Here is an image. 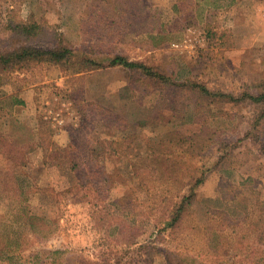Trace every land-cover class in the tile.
Wrapping results in <instances>:
<instances>
[{
	"label": "rangeland",
	"instance_id": "obj_1",
	"mask_svg": "<svg viewBox=\"0 0 264 264\" xmlns=\"http://www.w3.org/2000/svg\"><path fill=\"white\" fill-rule=\"evenodd\" d=\"M60 45L0 67V264H264V0H0V51Z\"/></svg>",
	"mask_w": 264,
	"mask_h": 264
},
{
	"label": "trees",
	"instance_id": "obj_2",
	"mask_svg": "<svg viewBox=\"0 0 264 264\" xmlns=\"http://www.w3.org/2000/svg\"><path fill=\"white\" fill-rule=\"evenodd\" d=\"M21 28H24V27L21 26ZM70 54H71V49L64 47L62 45H60L57 48H50V49H40V48L32 47V46H19L12 50L0 51V67L2 69L18 68V67L24 66L25 62H30L31 60L38 61L42 59H50V60H55V61H61L63 59H67L70 56ZM110 62L112 65H122L124 67H129V68L142 69L143 72L147 76H158V74L156 72H153L150 69V67H147L144 64L139 63V62L130 61L121 55H115L114 58H112ZM250 98L256 101H259L261 99H264V94L261 93L257 96L250 95ZM14 150H15L14 148H11V150L7 148L5 151H3L2 156L5 158L6 164L8 166H11L14 164L21 165L24 163L23 162L24 159H19V156L16 153H14ZM198 180L201 181L202 179L198 178L197 181ZM89 183L90 181L88 180L84 183H80V181L77 182V184H82L85 186L88 185ZM194 196H195V193L188 192V193H183V194H177L174 196V198L168 199L169 205L168 207H166V210L164 211V215L161 219V221L163 222L162 229L171 231L175 227L178 226V224L182 220L184 213L186 212ZM154 204L157 205L158 202L156 201ZM33 219H37V217L33 216ZM37 220H40V218ZM153 242L154 241L152 240H150L149 242H140L138 243L136 248H131V249L130 247H132L133 244L136 245L137 243L133 241L132 243L126 244L125 246L127 248H124L125 251L121 255H117L116 253V258L118 260L122 259L126 256L127 253H130V250L131 251L139 250V249L142 250L143 248H146L150 244H151V249L159 250V247L154 246ZM128 248L129 250H126ZM50 252L52 254H58L60 253V249H54V250H51ZM110 256L114 257L115 255H112V253L108 252V254L105 255L106 258H104V256L101 257V261H99L98 264H106L107 262L106 260H110ZM84 258L86 259L85 261H83ZM96 261H97L96 259H93L90 256H87V257L80 256L79 257L80 264H96ZM52 264H58V262L53 260Z\"/></svg>",
	"mask_w": 264,
	"mask_h": 264
}]
</instances>
